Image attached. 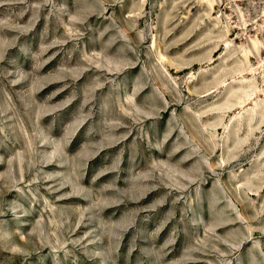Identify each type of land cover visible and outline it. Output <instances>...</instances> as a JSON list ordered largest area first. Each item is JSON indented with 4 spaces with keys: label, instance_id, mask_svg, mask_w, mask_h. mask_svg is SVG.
<instances>
[{
    "label": "rangeland",
    "instance_id": "374dc122",
    "mask_svg": "<svg viewBox=\"0 0 264 264\" xmlns=\"http://www.w3.org/2000/svg\"><path fill=\"white\" fill-rule=\"evenodd\" d=\"M0 264H264V0H0Z\"/></svg>",
    "mask_w": 264,
    "mask_h": 264
}]
</instances>
